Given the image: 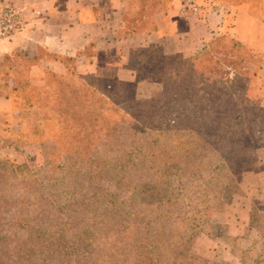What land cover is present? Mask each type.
Segmentation results:
<instances>
[{"label":"rangeland","instance_id":"1","mask_svg":"<svg viewBox=\"0 0 264 264\" xmlns=\"http://www.w3.org/2000/svg\"><path fill=\"white\" fill-rule=\"evenodd\" d=\"M149 1L154 3L153 13L144 7L145 16L149 13L161 18L159 13L163 12L157 10L162 5L164 11L172 7V0ZM155 18L146 22L147 26L152 27ZM221 36L228 41L236 40L227 34ZM259 40V48L241 42L261 62L256 77L248 78L243 100L239 93L224 98L229 114L218 109L212 114L216 121L212 125L194 122L190 136L186 134L190 130L186 129L185 119L180 129L157 128L158 122L163 121L164 100L184 93V87L179 86L181 79L170 72L179 73L183 68L181 55L168 59L161 48L139 52L142 62L138 55L134 58V63L144 62V78L161 83L142 81L126 85L130 95L149 102L129 104L131 113L123 119L131 120L137 130L146 131L134 133L133 138L129 124L112 115L108 121H101V125L110 128L108 135L97 140L86 118L78 123L73 119L86 115H74L67 107L64 119V112L52 102L45 103L48 121L52 123V132L63 140L55 154L52 141L40 143L32 138L29 141L28 130L18 134V121L0 122V189L6 196L0 194V245L3 244L0 255L4 264H264V142L258 141L259 127L264 121V37ZM7 41H0V47ZM8 58L3 61L0 58V94L12 98L14 107L20 110L24 107V93L14 90L6 68L14 63V58ZM40 77H30L33 88L45 89L44 84H37ZM100 80L107 89L114 79ZM239 112L245 123L243 139L230 145L222 136L237 126L234 116ZM56 123H61V127ZM113 123L119 125L117 131ZM202 127L206 131L204 137L195 135L194 130ZM13 139L30 148H12ZM36 143L39 147L33 148ZM94 145L106 153L100 160L130 162L127 181L121 187L116 186L115 192L119 195L117 205L125 204L131 213L120 222L118 219L98 222L95 232L83 231L81 239L86 224L96 221L93 216L79 212L74 216L70 212V207L80 209L72 204L78 201L74 196L77 192L84 193L88 185L86 176H82L86 171L82 169L85 156L80 158V149L76 147L94 148ZM226 155L227 166L219 163ZM52 158L56 159L55 170ZM207 167L214 170H204ZM160 170L177 172L162 180L161 174L156 173ZM45 198L49 200L38 207ZM209 200H212L210 211L194 213L204 210L200 205ZM53 203L67 205L52 216L53 211L48 209ZM17 208L19 211L12 214V209ZM160 209L171 210L164 214ZM207 222L216 227H208L212 224ZM40 223L39 228L35 227ZM82 240L85 248L78 246Z\"/></svg>","mask_w":264,"mask_h":264},{"label":"trees","instance_id":"2","mask_svg":"<svg viewBox=\"0 0 264 264\" xmlns=\"http://www.w3.org/2000/svg\"><path fill=\"white\" fill-rule=\"evenodd\" d=\"M137 2L138 3L133 6L132 12H130L126 18L129 29L135 33L154 32L157 30L162 17L155 18L154 15L151 17L149 13L145 16L142 12L143 8L146 7L147 9H151L153 13V1L139 0ZM155 4L159 5L160 3L156 2ZM164 7L165 6L162 5V7L157 10V13H159V11L167 13L168 9L164 11ZM163 13L159 14L163 16ZM151 18H155L153 19L155 20V24L152 27L147 26L146 23ZM252 53V51L245 49L238 40L228 41L224 36H217L207 43L200 53L194 56L179 54L181 55L180 58L183 68L179 73H174L173 70H170V72L172 76L181 79L179 86L181 88L184 87V93L179 94L178 97H173V99L164 100L161 106V118H163V121L161 123L158 122L157 128L167 129V131H170L169 129L171 128L180 129V124L182 120L185 119L187 120L185 121L186 129L190 130L186 134L188 135L189 133L190 136L194 122L196 123L198 121L200 125L202 123H209L212 125L216 122L212 114L213 112H218V109H220V111L223 109L226 114H229V112L226 111L227 101L224 98L233 96V93H239L243 100L248 88V78H255L258 74L257 69L260 68L261 62ZM8 56L10 55L2 57V61L3 59H9ZM11 57L14 58V63L6 65L7 73H9L8 75L10 78H14L15 80L14 90L18 91L20 94H22V92L24 93V107L20 109V120L23 123L24 131L28 130L29 141H31V138L40 143H43V140L52 141L54 143V148L52 149L54 154L61 149L63 140L52 132V123L50 124L48 121L49 111L45 108V103L48 102H52V104L57 107V110H62L64 112V119L67 117V107L71 109L74 115L78 113L82 114V116L86 115L87 117L73 119L76 121L75 123H78L86 118L90 122L92 132L97 140H100L102 136L106 137V135H108L107 133L110 128H105V125H101V121H108L111 119L112 115L121 118L124 123L129 124L130 138H133L134 133L146 132L143 131L144 129L141 131L137 130V127L131 123V120L123 118L131 113L129 104L134 102L141 104L149 102L146 100H138L133 95H130L126 88V84L121 81L113 80L111 83L112 85L104 89L99 78H90L89 75L81 72L77 66H70L67 75H51L48 84L43 87L45 89H42V86L41 88H33L29 74L30 67L33 64L32 59L30 60V58L19 54ZM168 59H171V56L168 57ZM168 67L169 64H166V69ZM164 81L163 79V91L167 89V85H165L166 83ZM77 89H80L81 92ZM44 90L47 94H45ZM87 93H89V95ZM0 96L8 97V95L5 94H0ZM230 116H233L232 111ZM234 117H236L238 121L237 126L235 128H229L224 136H222L223 139L228 140L230 145L238 141L240 142L244 135L245 123L241 117V113H237ZM109 123H111V121H109ZM177 124H179V126ZM56 125L61 127V123H56ZM113 125L116 126L117 131L119 125L114 123ZM176 125L177 127H175ZM194 134L204 137L206 131L202 127L199 130L195 129ZM225 135H229V137ZM198 140L202 141L200 138H198ZM186 141L191 144V141ZM258 141L264 142V121L259 127ZM16 142L20 143L18 140H16ZM85 147L77 146L76 148L80 149L78 155L80 158H84L85 156L82 169H86L88 173L85 175V171L82 176H86L85 178L88 185H86L84 193L77 192L74 196L78 201L72 204H74V207L78 206L80 209L76 211L70 207V212L74 216L79 215L78 212L82 215L93 216L96 222L86 224L80 233L81 239L84 237V232H86V234H89L91 231L95 232L99 224L98 222L116 219L120 222L128 218V215L131 213L125 204L122 203L121 205H117L119 195L115 192L116 186L121 187L124 185L125 181H127L126 173L129 171L130 162L119 160L116 162L103 161L100 160V158L106 155V153L102 152L104 149L99 150L96 148V145H94V148ZM132 149H134V147H132ZM124 154H126V152ZM52 160V167L55 170L56 159L52 158ZM225 161H228V155L221 157L219 163L223 162L227 166ZM152 163L153 162L149 164L152 166ZM204 170L210 172V170H214V167H207ZM174 172L177 171L160 170L156 173L161 174L162 180H166V177H172L173 175L170 173L173 174ZM96 182L100 185H97ZM3 192L4 190L0 189L1 196H4L5 192ZM167 196L170 198V195ZM176 197H179V193ZM3 198H6V196ZM48 200V198H45V201L39 203L37 206H42ZM57 200L59 201V198ZM211 204L212 200L204 201L200 205L204 207V210H199L194 213H206L208 210L210 211ZM66 205L67 204L63 203H60V205L53 203L50 205L48 211H53L51 214L53 216L54 213H59L63 209V206ZM17 210L19 211L18 208L12 209V214H15ZM170 210L171 209H160L161 213L164 214H168ZM118 220H116V222ZM136 221L137 219H134V222ZM17 223H19V220H17ZM207 224L212 223L207 222ZM40 226L41 223L35 227L39 228ZM207 226L212 228L216 227L213 224ZM143 228H146V225ZM2 245L1 243L0 249ZM78 246L85 248L87 245H85L82 240ZM4 262L5 259H2L0 255V264H4Z\"/></svg>","mask_w":264,"mask_h":264},{"label":"crops","instance_id":"3","mask_svg":"<svg viewBox=\"0 0 264 264\" xmlns=\"http://www.w3.org/2000/svg\"><path fill=\"white\" fill-rule=\"evenodd\" d=\"M137 1L9 0L25 10L28 24L3 43L0 58L19 54L32 59L29 74L31 79L40 75L39 83L33 81L40 85L48 84L53 74L67 75L70 66L126 85L160 84L143 77L139 52L161 48L168 57L194 56L217 36L230 35L252 48H259V38L264 37V0H196L199 12L190 15L180 11L183 0H172L152 33H135L128 27L126 18ZM135 56L140 62L134 63ZM20 112L12 98L0 96V122L18 121V134L24 131ZM13 140L12 148H30ZM36 144L32 147H39Z\"/></svg>","mask_w":264,"mask_h":264},{"label":"built area","instance_id":"4","mask_svg":"<svg viewBox=\"0 0 264 264\" xmlns=\"http://www.w3.org/2000/svg\"><path fill=\"white\" fill-rule=\"evenodd\" d=\"M180 11L183 15L197 14L196 0H183ZM28 24L25 10L9 0H0V41L9 40L23 31Z\"/></svg>","mask_w":264,"mask_h":264}]
</instances>
